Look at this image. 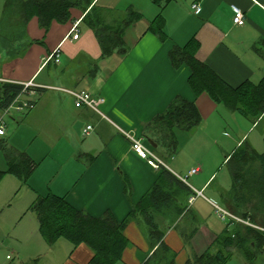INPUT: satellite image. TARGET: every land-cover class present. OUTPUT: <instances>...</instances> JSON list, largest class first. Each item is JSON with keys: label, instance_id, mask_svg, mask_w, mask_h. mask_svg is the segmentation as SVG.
I'll return each instance as SVG.
<instances>
[{"label": "crops", "instance_id": "1", "mask_svg": "<svg viewBox=\"0 0 264 264\" xmlns=\"http://www.w3.org/2000/svg\"><path fill=\"white\" fill-rule=\"evenodd\" d=\"M5 3L6 0L1 8L0 24ZM194 3L199 5L198 13L191 9ZM92 6L103 10V19L109 25L121 21L128 8L142 15L123 34L124 55L113 53L101 58L93 31L81 21ZM233 6L243 11L244 25L233 23ZM86 12L73 9L70 21L51 22L47 31L32 18L25 28L29 40L25 36L22 42L12 44L9 51L13 54L0 45V84L31 81L39 86L35 95H25L26 100H35L33 109L16 115L8 113L9 118L17 129L24 128L30 134L39 132L46 140L34 151H31L32 144L28 148L23 146V150L10 148L24 151L38 165L27 183L20 184L14 194L23 192L28 200L27 212L8 224L0 223V264H90L93 253L84 244L73 246L59 239L48 246L39 232L36 215L29 207L36 198L52 194L64 197L73 208L92 217L110 212L116 221H123L160 173L132 152L124 133L146 140L147 125L164 113L176 97L194 102L202 119L178 151L189 148L190 142L194 150L197 143L207 140L204 153L209 152L212 157L198 166H195L197 160H188L185 164L171 160L167 165L165 160L171 157L165 149L156 143V151L153 149L173 175L184 179L193 191L202 193L191 205L187 204L188 213L170 225L164 234L163 242L174 252L175 264H184L205 253L219 236L206 224L204 215L206 206L216 205L224 186L219 183L211 192L208 188L224 164L221 153L225 156L232 153L254 125L237 112L224 111L235 123L238 119L233 114L250 123L248 126L244 123L239 141L234 140V147L225 153L221 143L223 119L216 109H221L222 105L214 103L207 94L196 97L188 85L189 68L182 65L174 69L169 52L194 39L196 59L227 85L235 88L246 80L258 82L264 76V0H172L162 9L152 0H93ZM158 14L163 19L164 40L148 30ZM75 22H78L79 36L73 40L70 30ZM33 40L42 44L30 42ZM57 49L58 61L45 63ZM63 90L87 92L92 97H102L104 102L98 111L86 106L75 107L74 99L68 100V93ZM203 108L212 111L211 114L206 116ZM1 113L0 120L7 132L9 120L4 121L5 114ZM87 126L92 129L85 135L83 131ZM202 133L207 134L201 136ZM4 137L5 134L0 136V141ZM29 137L24 145L33 138ZM52 156L60 161L57 168L49 162ZM194 168L199 172L189 176L188 172ZM121 175L129 181V198L124 193ZM206 192L209 197H205ZM165 225L168 224L165 222ZM193 229H196L194 234L188 238ZM124 236L128 245L118 264H143L153 252L145 238L143 224L130 222Z\"/></svg>", "mask_w": 264, "mask_h": 264}, {"label": "trees", "instance_id": "2", "mask_svg": "<svg viewBox=\"0 0 264 264\" xmlns=\"http://www.w3.org/2000/svg\"><path fill=\"white\" fill-rule=\"evenodd\" d=\"M171 1L152 0L160 9ZM92 2L93 0H6L0 24V45L10 52V46L25 37L27 22L32 18H36L44 31H47L51 22L64 24L71 20V10L86 12ZM141 17L139 12L128 8L121 21L109 25L103 19V10L92 6L81 21L93 31L101 50V58H106L113 53H126L123 34ZM148 30L160 40L165 39L161 14L150 23ZM36 43L42 44L41 41ZM195 48L196 44L192 39L185 46H175L169 52V61L174 69L182 65L189 68L188 85L193 94L196 97L207 94L214 103L237 112L252 125L264 121V76L258 82L246 80L238 87H231L196 59ZM21 93V85L1 83L0 112L7 109ZM201 122L195 103L176 97L164 113L150 121L144 137L162 146L167 156L172 157ZM8 150V154L5 153L6 168L0 170V183L5 176L11 175L24 185L38 163L24 152ZM224 163L228 165L231 187L226 192L221 190L219 196L226 210L235 217L264 229V222L259 223L247 215V207L250 205L264 213V150L256 152L245 139L232 153L226 155ZM154 170L160 171L155 182L121 222L116 221L110 212L101 217H92L73 208L64 197L52 194L36 198L29 210L35 213L39 232L48 246L59 239H64L73 246L84 244L93 253L90 264H118L121 261L122 253L128 245L124 230L132 221L143 224L145 238L153 251L143 264H175L174 252L163 242L165 231L188 213V200L198 196L196 191L185 184L184 179H179L166 167ZM121 178L124 193L129 198V181L124 175ZM165 222L168 225L164 227ZM260 229L229 219L212 246L184 264H227L231 257H238L243 264H255L264 255V232ZM195 230L191 231L188 238Z\"/></svg>", "mask_w": 264, "mask_h": 264}, {"label": "rangeland", "instance_id": "3", "mask_svg": "<svg viewBox=\"0 0 264 264\" xmlns=\"http://www.w3.org/2000/svg\"><path fill=\"white\" fill-rule=\"evenodd\" d=\"M3 2H4V0H0V15H1V8H2ZM30 29L34 34L33 36H35L33 26H31ZM6 31H7V28H6L5 32ZM25 36H27V33ZM28 38L29 37L27 36V40H29ZM22 40L23 39L17 40V42H22ZM30 42L36 44L37 40H33ZM12 43L13 42H9V44H12ZM21 97L23 99L26 98L25 95H23ZM36 98H38V97H36ZM66 98L68 100H73V98L68 94L66 95ZM221 107H222L221 109H223V111L219 108H216L218 111L217 115H219V117H222V119H223L222 120L223 121L222 132H221L223 139H222L221 143L223 144L224 152L228 153L231 150V148L234 147V140L237 142L239 141L240 136L242 134V130H244V128H243L244 123L247 126L250 125V123L246 122L245 119H243L241 116H238L237 114H233V115H235L236 119H238L235 123L234 118H228L224 114V111H227V109L224 108L223 106H221ZM212 109H213V107H211V110ZM203 111L205 112L204 114L206 116H209L212 112L210 110L205 111V108H203ZM9 113L16 115L17 112L12 110ZM225 113H227V112H225ZM1 114L2 113L0 112V115ZM28 114L25 117H27ZM9 117L10 116L8 114L4 116V121L9 120V122H8L9 126L7 128V132L5 129V137L2 138L0 141V169H2V170L4 168H6V160H5L6 154H8V151H9L8 149H10L12 146H14L15 149L19 148V149L23 150L22 148H25L23 146H26V148H28L32 144L31 145V151H34L35 148L40 147V145H43L44 142L46 143V140L43 139L44 137L43 138L41 137L39 132L30 134L29 132H26V130L24 128L17 129L16 124L12 120H10ZM204 119L205 118H203V120ZM193 131H195V130L193 129ZM207 132H209V129L207 130ZM206 134L202 133L201 136H205ZM30 135L33 136V138L28 143V145H24L23 142H26V140L30 139V137H29ZM263 137H264V121L259 122L257 125H254L248 131L245 139H247L246 140L247 143H249L256 152L261 153L264 150ZM48 141L49 140H47V142ZM207 143H208L207 140L205 141V143H202V142L197 143L198 145L194 148V150H192L190 147L192 146L193 142H190L189 148H185V150H182V151L179 150L171 158L166 159L165 163L168 162L167 165H169V162L171 160H175L176 163L185 164L188 160H191V161L197 160L198 162L195 163L196 164L195 166H198L199 164L201 165L200 162H202L204 164L206 161H210L212 158L209 152L204 153V149L205 150L207 149V146L205 145ZM40 151L41 150L39 149L38 152H40ZM22 152H24V151H22ZM225 158H226V156L224 155V153H221V161L222 162L225 160ZM49 162H50V164L54 165L55 168H57L59 166V163H60L59 159H57L55 156L50 157ZM225 163H226V161H225ZM225 163L222 165L221 172H220V174H218L215 182L210 186V188H208V192L216 190L218 188V185H220V184H223L222 186H224V188H223L224 192H226L230 189L231 179H230V175L228 172V165H225ZM19 185H20L19 181L11 175H7L2 179V181L0 183V223L5 222V224H8L9 221H12V219H16V217L19 214H22V212H25V213L27 212V209H28L27 207L29 205H28V200H26L25 196L22 194L23 192L19 191L18 192L19 194L17 196L14 195L16 190L19 188ZM204 195H205V197L210 196L207 192L204 193ZM217 196H218V194H217ZM216 205L218 207L226 210L225 205L219 199V196H218V199H216ZM253 207H254L253 205H250L249 207H247V211H248L247 215L249 216V218L250 217L254 218V220H256L259 223L264 222V213H262L259 210H255V208H253ZM31 213H33V212H31ZM33 215L35 216V213H33ZM204 220L209 227H211L213 230L218 232V234H221L225 225L228 223L229 218L227 217V218H225V221H223L218 216V214L215 212L214 207L206 206L205 207ZM11 225H13V224H11ZM227 264H243V262L238 257H231V259L228 261ZM255 264H264V255L260 258V260L258 259L257 263H255Z\"/></svg>", "mask_w": 264, "mask_h": 264}, {"label": "built area", "instance_id": "4", "mask_svg": "<svg viewBox=\"0 0 264 264\" xmlns=\"http://www.w3.org/2000/svg\"><path fill=\"white\" fill-rule=\"evenodd\" d=\"M191 9L194 11V13L199 12V5L197 3H194L191 5ZM232 10L234 12L233 15V23L238 26H242L245 23V16L242 10L239 8L233 6ZM70 34L72 36L73 40L78 39L79 36V30H78V22H75L70 30ZM58 49L55 50L52 54H50L44 62L47 63L48 61H51L54 59L55 62L58 61ZM0 82H2L0 80ZM19 85L22 86V93L14 99V101L5 109L3 112L5 115H7L10 111L14 110L17 113H26L33 109L35 100L31 99H23L21 96L23 95H35V89L39 88V86L33 84L31 81L27 83H20ZM42 88V87H41ZM65 93H68L71 95L74 99V105L75 107H81V106H86L94 111H98L99 106L104 102V99L100 96L98 97H92L89 93L83 92V91H68V90H63ZM5 128L6 126L0 120V136H3L5 134ZM92 129L91 126H87L83 133L86 135L88 132ZM125 137L128 139L130 142V148L133 153H135L140 159L144 160L149 167H152L153 169H159L160 167H166L164 163L161 161V159L155 154L153 148L148 144L147 140L143 139H137L134 136L124 133ZM146 142V143H145ZM147 144V145H146ZM199 172L198 168L191 169L188 172V175L191 176L193 174H196ZM196 196H202V193L200 191H196ZM194 197H191L188 202L189 205H191L194 201ZM215 212L218 214V216L225 221V218L233 219L239 223H242L244 225L260 229L247 221H244L240 218L235 217L232 215L230 212H228L225 209H222L218 207L217 205H214ZM264 232V229H260ZM9 259V257H7Z\"/></svg>", "mask_w": 264, "mask_h": 264}, {"label": "water", "instance_id": "5", "mask_svg": "<svg viewBox=\"0 0 264 264\" xmlns=\"http://www.w3.org/2000/svg\"><path fill=\"white\" fill-rule=\"evenodd\" d=\"M147 140V142H148V144L153 148V149H155L156 148V144L155 143H153L151 140H149V139H146Z\"/></svg>", "mask_w": 264, "mask_h": 264}]
</instances>
